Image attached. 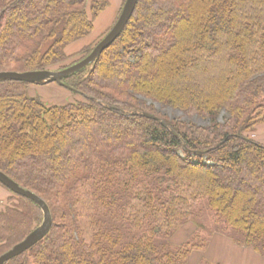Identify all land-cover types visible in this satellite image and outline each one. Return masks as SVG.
Wrapping results in <instances>:
<instances>
[{"label":"trees","instance_id":"1","mask_svg":"<svg viewBox=\"0 0 264 264\" xmlns=\"http://www.w3.org/2000/svg\"><path fill=\"white\" fill-rule=\"evenodd\" d=\"M88 1L0 0V71L87 56L65 64L107 4ZM61 82L81 99L47 105L0 80V171L52 217L5 264H222L190 262L215 233L264 255V142L248 133L264 122V0H137L112 44ZM13 196L0 254L43 219Z\"/></svg>","mask_w":264,"mask_h":264},{"label":"rangeland","instance_id":"2","mask_svg":"<svg viewBox=\"0 0 264 264\" xmlns=\"http://www.w3.org/2000/svg\"><path fill=\"white\" fill-rule=\"evenodd\" d=\"M91 1L92 0H89L88 2ZM105 1L107 3L106 6L94 19L93 30L86 37L71 43L67 47L66 50L68 51L67 53L70 54V57L65 62L66 65L84 57L87 53V48L94 47V45L103 38L116 21L125 2V0ZM27 92L30 96L40 98L47 105L64 104L67 101H73V99H81L79 94L74 93L70 88L54 81L44 84L30 83ZM65 94L67 95L65 96ZM156 107H158L157 104ZM163 112L170 117L181 116L180 112H172L170 109L163 110ZM193 121L199 124L204 123L196 118H193ZM248 133L251 138L258 142H264V122L260 123L259 126H256ZM13 195L11 191L0 184V208L6 203L15 202L16 198ZM194 228V226L181 228L180 231L174 234L172 238L173 242L177 244L181 243L189 237L194 231ZM201 257L222 264H264V255L256 253L251 247L238 245L228 236L220 233H215L209 238L206 250L201 252L195 251L192 254L190 262L196 263Z\"/></svg>","mask_w":264,"mask_h":264},{"label":"water","instance_id":"3","mask_svg":"<svg viewBox=\"0 0 264 264\" xmlns=\"http://www.w3.org/2000/svg\"><path fill=\"white\" fill-rule=\"evenodd\" d=\"M137 0H125L122 10L108 32L103 36L102 39L93 47L91 52L80 61L63 68L61 70H34V71H0V80H17L28 83L44 84L48 82L62 83L61 79L81 70L83 67L92 63L96 57L119 36L123 30L125 24L132 15ZM141 115L158 119L156 116L147 112H142ZM0 183L5 186L12 193L27 197L36 203L42 210L43 219L39 226L33 229L28 235H26L21 241L14 244L9 250L0 254V264H5L9 259L21 254L36 242L41 240L49 231L52 224V217L49 208L45 201L35 194L34 192L21 187L17 182L7 176L5 173L0 171Z\"/></svg>","mask_w":264,"mask_h":264},{"label":"crops","instance_id":"4","mask_svg":"<svg viewBox=\"0 0 264 264\" xmlns=\"http://www.w3.org/2000/svg\"><path fill=\"white\" fill-rule=\"evenodd\" d=\"M67 94H65V96H66ZM66 98H68V97H66Z\"/></svg>","mask_w":264,"mask_h":264}]
</instances>
